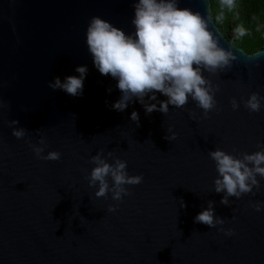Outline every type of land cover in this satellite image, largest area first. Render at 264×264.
Masks as SVG:
<instances>
[{"label": "water", "instance_id": "obj_1", "mask_svg": "<svg viewBox=\"0 0 264 264\" xmlns=\"http://www.w3.org/2000/svg\"><path fill=\"white\" fill-rule=\"evenodd\" d=\"M133 3L0 0V264H264V207L250 206L264 202V179L257 176L258 189L223 205L208 157L220 148L242 158L264 144V101L258 112L242 103L252 92L264 97V43L245 52L222 35L209 0H179L205 17L219 46L236 57L224 71L203 73L217 86L215 108L204 117L189 100L146 115L134 99L118 112L110 107L120 96L116 81L93 67L84 32L95 15L130 33ZM79 65L87 66L81 95L47 87L54 76L78 75ZM133 110L139 126L129 119ZM13 127L25 136L13 137ZM169 128L172 140L165 139ZM41 138V155L58 151V160L36 158L29 142ZM97 151L142 175L125 185L120 201L97 198L88 185ZM208 201L222 225L193 222ZM110 204L115 211H107Z\"/></svg>", "mask_w": 264, "mask_h": 264}, {"label": "clouds", "instance_id": "obj_2", "mask_svg": "<svg viewBox=\"0 0 264 264\" xmlns=\"http://www.w3.org/2000/svg\"><path fill=\"white\" fill-rule=\"evenodd\" d=\"M179 0H134L131 25L133 30L125 33L122 29L110 24L99 16H92L87 22L84 32V43L91 57L93 67L101 75H109L116 81L120 92L111 109L122 112L134 99L145 114L153 111L167 113L171 105L176 108L184 106L189 100L201 109L206 117L215 108L213 85L203 73L216 74L231 67L236 57L231 50L220 47L216 36L208 28V20L198 11L178 6ZM235 0H220L221 8L231 10ZM221 15L216 17L217 20ZM237 38L246 35V30L237 26ZM78 75H67L60 79L54 76L47 83L53 91L59 89L76 97L82 94L83 81L87 73L86 65L76 66ZM157 93L166 99L158 100ZM264 97L252 92L243 106L250 112H258ZM235 110L238 105L235 99L230 101ZM129 119L139 126L138 114L135 110ZM16 125V120L9 122ZM167 140L175 138L171 129H166ZM11 135L17 139L25 136V129L13 127ZM37 159L58 160V151H48L41 155L47 147L43 138L37 144L29 142ZM258 151L243 153L237 158L232 153L220 148L208 151V157L214 162L216 177L213 179V191L223 192L220 203L228 205V197L239 198L242 194L259 188L257 176L264 179V144H257ZM112 156L111 152L105 154ZM94 166L86 179L89 187L95 186L94 196L97 198L110 194L113 201H120L128 195L125 185H136L142 181V175H129L125 160L112 157L109 163L100 151L90 157ZM109 181L111 183H109ZM181 208L183 200H179ZM259 211L264 202L258 201L250 205ZM115 205H108L107 211H115ZM194 223H203L209 228L222 225L224 220L214 215L212 201L193 217ZM220 231L221 229H217ZM224 234L231 235V229H223Z\"/></svg>", "mask_w": 264, "mask_h": 264}, {"label": "trees", "instance_id": "obj_3", "mask_svg": "<svg viewBox=\"0 0 264 264\" xmlns=\"http://www.w3.org/2000/svg\"><path fill=\"white\" fill-rule=\"evenodd\" d=\"M210 16L222 35L247 53H254L262 48L264 43V0H235L231 10L221 8L220 0H209ZM222 18L217 20L216 17ZM241 26L246 35L237 38L235 28Z\"/></svg>", "mask_w": 264, "mask_h": 264}, {"label": "rangeland", "instance_id": "obj_4", "mask_svg": "<svg viewBox=\"0 0 264 264\" xmlns=\"http://www.w3.org/2000/svg\"><path fill=\"white\" fill-rule=\"evenodd\" d=\"M230 37L231 38H234L235 37V34L234 33H230Z\"/></svg>", "mask_w": 264, "mask_h": 264}]
</instances>
